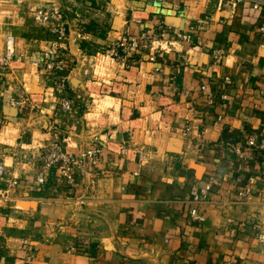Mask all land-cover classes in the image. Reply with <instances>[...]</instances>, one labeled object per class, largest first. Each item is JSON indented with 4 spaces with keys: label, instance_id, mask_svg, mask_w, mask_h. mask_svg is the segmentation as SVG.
Here are the masks:
<instances>
[{
    "label": "crops",
    "instance_id": "0c3cea01",
    "mask_svg": "<svg viewBox=\"0 0 264 264\" xmlns=\"http://www.w3.org/2000/svg\"><path fill=\"white\" fill-rule=\"evenodd\" d=\"M41 6L67 14L59 53ZM262 25L252 1L0 0V57L14 38L0 162L19 182L0 208V264H264V161L247 145L264 132ZM145 33L166 39L123 63L107 54ZM61 58L64 71L40 66ZM54 133L70 153L104 147L77 187L55 171L39 181Z\"/></svg>",
    "mask_w": 264,
    "mask_h": 264
},
{
    "label": "built area",
    "instance_id": "2783aa9c",
    "mask_svg": "<svg viewBox=\"0 0 264 264\" xmlns=\"http://www.w3.org/2000/svg\"><path fill=\"white\" fill-rule=\"evenodd\" d=\"M235 6L242 5L247 1H252L254 8L258 11H261L264 8V0H228ZM34 19L38 25L42 28H48L51 34V47L59 53L61 45L68 39V21L67 14L59 6H41L32 9ZM261 31L264 32V25L261 26ZM180 37L184 39H189V34H180ZM166 33H160L153 37L148 34H143L141 37H123L119 41L110 45L107 49V54L118 62H125L127 56L130 55L132 50H147L152 48L153 44L159 40H165ZM8 46L6 54L4 57H0V66L6 65L7 61L12 59L14 55V38L8 37ZM222 51L217 50L215 52V58L218 62L220 60ZM149 61H157L156 55L152 54L149 56ZM44 69L48 71H64L66 70L65 61L61 59H54L46 61L41 64ZM157 72H162V68H158ZM228 83L231 82L229 77L226 78ZM59 93H63V87L59 86ZM209 89L208 84L202 85V90L207 92ZM107 90V88H106ZM209 98L212 99L211 93H209ZM15 105L20 107L24 106V102H16ZM60 107L63 112L67 114H72L76 109L75 101L68 97L62 96ZM54 139L45 147H43L41 152V158L43 160L42 165V176L39 178L41 183L46 182V176L52 171H55L58 177L64 179L69 187H77L78 185V175L79 173L83 175L87 170L88 166L92 163H96L101 159L102 154L104 153V147L98 143H93L90 147L82 150L80 153H70L65 149L64 141L58 137L57 133H54ZM247 145L253 149L259 158L264 161V132L263 133H254L248 140ZM123 151H125L123 149ZM7 170L4 163L0 162V181L6 182L5 187H0V208L3 205L10 201V192L12 189L18 186L19 182L17 179H8ZM239 182L242 184V179H239ZM251 192V188L247 185L243 188L242 194L247 195ZM191 216L195 220H203V216L198 212L197 209L191 211ZM2 242L0 238V243ZM33 259V256L28 257L27 263H30Z\"/></svg>",
    "mask_w": 264,
    "mask_h": 264
}]
</instances>
